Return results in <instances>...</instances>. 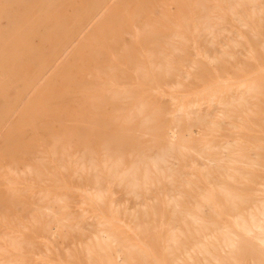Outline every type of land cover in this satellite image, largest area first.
I'll return each instance as SVG.
<instances>
[{"label": "bare ground", "instance_id": "bare-ground-1", "mask_svg": "<svg viewBox=\"0 0 264 264\" xmlns=\"http://www.w3.org/2000/svg\"><path fill=\"white\" fill-rule=\"evenodd\" d=\"M158 1L164 2L163 0H116L108 17L98 21L91 34L84 37L73 52L71 51L67 67L63 71L58 69V73L54 74L55 77L61 78L65 86L54 89L56 87L47 80L38 87L37 97L32 101L29 111L22 108L20 123L30 125L33 130L25 133L19 141L21 154L17 155L18 167L23 169V173L31 175L34 181L48 180L52 185L63 189L52 198L55 202H61L63 206L71 187L70 182L64 181L62 177L70 179L73 176V170L76 171L75 173L81 170V176L85 178V181L88 180V184H93L92 188L96 190V194L94 196L86 194L83 202L93 209L98 219L97 222L105 228L101 230L102 234L91 240L83 250L88 264H103L104 261L101 259L103 257H106L104 264H140V262L143 264H174L176 258L188 252L190 246L197 252V255H203V263L197 261L195 264H264V204L256 213L251 212L247 219L237 220L241 217L242 209L247 206L248 199L233 195L221 184L222 188L219 185L220 189L202 194V201L198 207H200L199 211L203 210L204 216L184 209L180 200L177 199V195L180 197L183 192L178 191L177 194L169 195V198L171 196L169 202L172 204L169 221H166L165 216L159 211L158 205H150L143 212L146 218L145 224L139 218H135L137 219L136 224L130 229L134 231L137 242L121 238L113 231L118 219L107 208L103 191L109 190L110 184L122 186L128 194L142 196L149 193L163 179H170L173 182L176 170L163 167L164 163L169 162L168 157H174L175 160L187 157L194 159L208 157L210 154L208 151L213 146L201 140L207 132H220L225 129V124L243 130L252 129L251 124L257 121L264 125V116L254 109L256 103L249 99L250 97L258 98L259 95L264 94V65L262 63L257 62L258 70L253 74H244V78L235 80L232 74L248 72L244 65L238 63L227 65L219 62L216 57L211 58V55L204 53L202 56L207 60L193 58L187 51L189 45L187 40L191 38L187 31L156 33L151 28L154 23H161L160 19H163L165 27L170 30L176 19V26L180 27L182 24L194 35L192 37L194 43L200 38L201 32L207 34L211 43H215L219 31L218 24L214 23L213 18L224 22L227 15L232 13L237 21L250 27L249 31L240 36L249 54L257 59L264 56V6H261L260 0H234V2L220 0L218 4H211L210 0H169L175 5L173 13L168 9L170 3H166L167 6L161 13V18L154 19L150 16L148 20L139 25L145 12H153L154 4ZM245 5L252 6V10L244 9ZM194 10L196 17H192ZM126 28L131 29L132 35L128 44L123 38ZM251 30L256 31L257 37L247 35ZM174 37L179 40L180 46L174 47V51H169ZM67 42L63 39L59 42L61 44L53 46L50 55H57L58 48L65 46ZM199 54L200 52L196 53V55ZM212 60L216 61L213 67L211 66ZM188 65L194 70H185L184 67ZM36 66L21 69L22 97L44 73L43 61ZM202 71L213 73V76L209 79L206 77V79L201 76ZM190 76L201 82L202 90L195 93L194 99L178 103L179 114L169 115L170 110L166 103L158 97H152L153 90L172 82L177 86H182L183 78ZM48 92L50 93L44 100V104H41L42 96ZM245 94H249L250 97H246ZM86 99L92 100V111L86 119V127L103 139V146L98 149L91 142L80 138L81 160H83L81 164L83 165L77 167L70 151L74 144L64 146L61 141L62 136L68 133L62 132V127L65 126V116L69 117L71 113L68 104L76 103L77 108L73 110V114L78 116L81 114L80 106ZM202 100H207L210 105H223L226 111L225 116L228 118L232 117L231 112L234 108L248 112V117H236L238 120L241 119L238 123L224 122L188 109L189 104ZM195 128L199 130L197 136L193 134ZM145 134L151 136V143L147 148L141 145V137ZM246 134L248 139H255L252 134L248 132ZM41 142L51 147L43 149ZM238 143V151L241 154L245 148H249L248 141ZM253 143L255 142L251 144ZM153 153L155 157H152ZM132 156H134L133 159L127 164ZM51 157L63 162L61 166L64 168L63 174L57 175V167H54V171L50 170L53 166L50 161ZM208 159L215 163V169H220L222 166L220 159L214 160L209 157ZM253 160L249 161L251 165L256 163ZM210 173L211 171L207 170L199 176L204 175L208 178ZM248 173L237 171L227 173V176L232 181H252L256 174L252 173L248 176ZM184 181L188 186L194 184L190 180ZM19 182L23 185L22 187H13L9 191L18 200L22 212L26 206L28 189L31 186H28L27 180L22 179ZM50 192H43L41 197L51 199ZM206 207L209 208L210 213L204 211ZM229 210L237 217L234 226L238 228L240 237L237 238L235 234L234 237L229 232H225L223 243L218 240L204 243L201 237L221 229L222 226L218 219ZM70 215L68 212L56 211L53 207H48L46 211L39 208L33 209L32 226L21 222L24 231L22 233L21 230L19 239L15 245L13 244L19 254L16 261L12 260V263L24 264L23 251L26 250L28 254L35 251V238L39 235L38 227L49 231L54 236L68 234L72 229L81 230L83 226L73 221ZM48 216L51 217L49 222L45 220ZM159 216L162 217V222L157 225L155 220ZM188 218L195 226L194 229L187 226ZM50 222L54 225L51 228L48 225ZM182 226H184L183 231L174 232V229ZM169 230L171 232L168 234ZM163 236L166 237L168 245L165 254H160L158 248ZM112 246L118 249L128 248L132 253V259L128 260L123 257L121 263L118 260L112 262L111 256L106 251V248ZM79 260L78 255L70 253L67 260L61 264H79ZM101 260L103 263L100 262Z\"/></svg>", "mask_w": 264, "mask_h": 264}, {"label": "rangeland", "instance_id": "rangeland-1", "mask_svg": "<svg viewBox=\"0 0 264 264\" xmlns=\"http://www.w3.org/2000/svg\"><path fill=\"white\" fill-rule=\"evenodd\" d=\"M163 1L165 3L161 1L155 2L153 12H145L139 25L148 20L150 16L154 19L156 17L161 18V13L167 6L166 3H170L169 0ZM230 1L234 2V0ZM115 2L116 0H0V264H14L12 260L14 262L18 258L17 255L19 253L14 248V245L19 239L18 237L21 234V230L22 233L24 231L21 222L28 226H32L31 220L33 209L35 208L46 211L48 207H53L56 211L59 210L63 213L68 212L71 214L70 217L73 221L79 222L83 228L81 230L78 228L72 229L68 234L54 236L49 231L38 227L37 230L39 235L35 238V251L29 254L26 250L23 251L24 264H61L63 261L67 260V256L70 253L80 257L79 264H88L87 256L83 250H85L91 240L100 236L102 234L101 232H103L101 230L105 228L102 224L97 222L98 219L95 217L93 209L87 203L83 202V197L86 194L94 196L96 190L92 188L93 184H88V180L85 181V178L81 176V170L77 173L73 170L74 173L70 179L62 177L64 181L70 182L69 185L71 187L63 206L61 202H55L54 199H52L57 192H61L63 189H59L52 185L48 180L34 181V179H31V175L29 176L27 173H23V169L18 167L17 155L21 154L19 141L22 136L28 133V131L33 130L30 125L20 123L22 108H26L29 111V107L33 103L32 101L37 97L38 87L45 81L49 80V82L53 84L52 86L56 87L54 89H60L65 86L61 78L55 77L54 74L58 73V69L63 71L67 67V61L72 54L71 51L73 52L84 37L91 34L94 29L93 27L96 26L98 21L108 17ZM220 2V0H210L211 4H218ZM260 4L264 6V0H260ZM168 6L169 12L173 13L175 11V5L170 3ZM244 9L250 11L252 10V6L245 5ZM213 14H215V12ZM192 15V17L197 16L195 10L192 12ZM160 20L161 23L157 22L152 25V31L156 33H161V31H187L188 36L191 37L190 40H187L189 44L187 51L191 53V57L207 60L206 57L202 56V53H204L211 55V58L216 57L219 62H223L227 65H231L232 63L244 65L248 72L232 74L235 80L244 78V74H253L256 72L258 70L257 62L264 65V56L257 59L253 58L249 54L247 46L242 42V37L240 35H244L245 32L249 31L250 27L247 25L244 26L237 21L232 13L227 15V19L224 22L217 18H213L214 23L218 24L217 27L219 31L215 43H211L207 34L204 32H201L200 38L194 43V38H192L194 35L189 30H186L182 24L180 26L181 28L176 26V19L170 27V30L165 27V20ZM248 34L253 38L257 37V33L254 30H251L247 35ZM62 38L68 41L67 44L58 48L57 55L51 56L50 52L53 46L63 43H59L63 40ZM123 38L125 43H130L132 38L131 29L126 28L123 33ZM179 46V40L174 37L171 41L172 48L170 47L169 51H174V47ZM197 52H200V54L196 55ZM224 55L226 57H224ZM211 58L209 57V59ZM40 61L44 62V73L22 97V88L20 84L21 69L34 68ZM214 64H216V61L212 60L211 66L213 67ZM184 69L188 71L194 70V68L189 65L185 66ZM201 76L209 79L213 76V73L202 71ZM229 76L231 77V75ZM183 81L182 86H177L172 82L168 85H163L157 90H153L154 93L152 97H158L159 100L165 102L167 108L170 110L169 115L171 116L180 113L177 110L179 102L194 99L195 93L199 92L198 90H202L201 82L194 79L192 76L187 78L184 77ZM49 93L50 92L42 96L41 104H44L43 102ZM245 96L250 97L249 94H245ZM19 98L21 100H19ZM249 99L256 103L254 109L260 115L264 116V94L259 95L258 98L255 97L252 99L250 97ZM91 101V99H86L85 102L81 104V114L78 116H74L75 114H73V110L77 108L76 103H69L68 107L71 113L69 117L65 116V126L62 127V132L65 131L68 133L64 137L62 136L61 141L64 146L71 143L74 144L70 151L72 152V159L77 164V167L83 165L81 164L83 160H81L82 145L79 143L80 138L91 142V144H94L98 149L103 146V139L86 127V119L92 111ZM189 105V110L209 115V118H213L217 121H233L238 123L241 122V119L238 120L236 117H248V112H242L234 108V111L231 112L232 117L228 118L225 116L226 111L223 105H210L207 100ZM31 120L33 121V119ZM251 125L252 129L243 130L225 124L224 130L220 132H207L206 135L201 137L203 143H208L213 146V148L208 151L210 153L208 157L214 160L220 159L219 161L222 164L220 169H215V163L211 162L208 157H199L197 159L187 157L186 159L179 160H175L174 157H168L167 161L169 162L164 163L163 167L176 170L173 182L170 179H163L159 184L154 186L149 193L142 196L128 194L122 186L113 183L110 184L109 190L103 191L107 208L118 219L113 229L115 234L119 235L121 238L137 242V237L131 229L136 224L137 219L135 218H139L144 224L146 223L143 212L147 210L150 205H158L159 211L165 216L166 221H169L172 214V204L169 202L171 196L169 198V195L177 194L178 191L184 193H182L180 197L177 195V199L180 200L184 209L204 216L203 210L199 211L200 207H198V204L202 201V194L214 192L223 186L233 195H240L247 198V206L242 209L240 218H237L230 210L227 211L228 213L218 219L222 228L213 232V234L207 233L205 237H201V240L204 243L217 242V240L222 242L225 232H229L231 236L235 237L236 235V237L239 238L238 228L234 226L236 218L237 220L242 218L247 219L251 212L256 213L264 204V125L260 121L252 123ZM194 132L193 134H196L195 136L199 134L197 128L194 129ZM247 132L255 136V139H248ZM240 140L250 143L248 145L249 148H245L242 154L239 153V146H237V144H239L238 142H241ZM253 141L255 143L251 144ZM150 143L151 136L149 134H145L141 137V145L143 148L149 147ZM50 147L51 146L43 143V149H48ZM233 150L234 153H232ZM242 155L244 157H242ZM259 155H262V158ZM133 157L134 156L129 158L127 164ZM152 157H155V153L152 154ZM51 158L52 160L50 161L53 166L50 167V170L54 171V167H57V175L63 174L64 168H61L63 162L58 158ZM253 158L255 159L253 160ZM250 160L256 161V163L251 165L249 163ZM207 170L211 171L208 178L204 175L199 176L202 175V172H206ZM237 171L249 172L247 174L248 176L254 173L256 177H254L252 181L229 180L227 173ZM187 172H189V174H187ZM191 172L196 175H192ZM22 179L27 180V183H29L28 186H31V188L28 189L29 193L27 194L26 206L21 212L18 200H16L9 190L13 187H22L23 185L19 182V180ZM184 180H190L194 183L193 186L189 185V187L188 184H185ZM11 181H14V183H11ZM104 185L106 186L107 183L105 182ZM200 189H202V193ZM47 191L50 192L51 199L41 197L42 193ZM190 195L193 196L195 200ZM206 208L207 209H204V211L210 213L211 211H209V208ZM190 218L187 219L189 222L187 226L194 229L195 226L190 223ZM151 219L154 220L153 217H151ZM45 220L49 222L51 217L48 216ZM161 222L162 217L159 216L155 220V223L160 225ZM48 225L49 228L54 226L53 222H50ZM167 228L170 227L167 226ZM183 228L184 226L179 229H174V232L180 233V231H183ZM170 232L171 230L168 231V234ZM167 245L168 242L166 237L163 236L158 248L160 254H165ZM190 247L187 253L181 254L176 258L174 264H195L197 261L203 263V255H197V252ZM106 251L111 256L112 262L118 260V262L121 263L120 261H123V257L128 260L132 259V253L126 247L118 249L112 246L106 248ZM117 252L121 254L119 255ZM101 259H103L105 263L106 257ZM100 262L103 263L102 260ZM140 264L143 263L140 262Z\"/></svg>", "mask_w": 264, "mask_h": 264}]
</instances>
